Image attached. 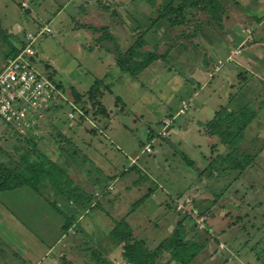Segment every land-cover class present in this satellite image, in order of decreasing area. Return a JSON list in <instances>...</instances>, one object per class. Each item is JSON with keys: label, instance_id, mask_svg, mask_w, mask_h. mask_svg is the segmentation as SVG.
Masks as SVG:
<instances>
[{"label": "rangeland", "instance_id": "rangeland-1", "mask_svg": "<svg viewBox=\"0 0 264 264\" xmlns=\"http://www.w3.org/2000/svg\"><path fill=\"white\" fill-rule=\"evenodd\" d=\"M170 1L0 0V71L10 47L20 49L31 32L38 54L35 66L43 74H53L67 99L60 98L61 104L42 119L36 132L24 135L0 120V160L19 164L36 143L37 150L57 161L73 184L84 189L62 194L45 183L39 192L30 186L1 192L0 264H97L99 253L115 264H128L110 234L116 224L125 220L134 236L154 249L173 229L178 216L171 207L176 203L179 217L189 212L194 220L191 226L196 228H190L188 236L207 239L200 212L221 192L225 193L218 203L230 209L219 217L240 213L245 229L256 235L244 243L239 231H231L217 246L208 244L205 259L193 264H221V251L208 256L215 247L232 251L223 255H228V264H259L256 251L264 248V172L232 182L224 192L233 174L198 175L205 169L200 162L212 156L203 126L220 106L247 105L258 111L264 103V83L244 67L252 61L254 69L264 73V0H221L226 9L222 25L210 24L199 11H192L180 26L165 20L153 25L152 18ZM144 30L143 50L166 59L135 76L117 64L116 47L126 51ZM98 80L108 115H94L88 96ZM72 88L83 95L80 103L68 94ZM184 99L187 109L181 113ZM80 116L85 118L82 123ZM166 119L173 125L162 138ZM258 120L246 130V140L254 137ZM151 133L155 140L148 152ZM259 146L264 147V140ZM186 158L196 166L187 165ZM257 160L264 167V153ZM150 188L155 192L141 202ZM191 208L198 211L191 213ZM66 224L71 225L68 231ZM233 235L240 242L236 250L223 241ZM173 263L167 253L157 260Z\"/></svg>", "mask_w": 264, "mask_h": 264}, {"label": "trees", "instance_id": "trees-1", "mask_svg": "<svg viewBox=\"0 0 264 264\" xmlns=\"http://www.w3.org/2000/svg\"><path fill=\"white\" fill-rule=\"evenodd\" d=\"M192 11H199L206 14L210 24L218 25L223 24L226 13V9L221 0H172L163 5L162 8L160 7L157 16L152 18V24L157 25L160 21L165 20L172 27L180 26L185 21H188V15ZM88 27L96 29L91 26ZM146 31L144 30L138 34L134 44L126 51H122L119 45L116 47L119 53L117 56V64L124 72L137 76L138 73L154 61L166 59L165 55L158 54L152 50H143L146 44ZM108 38L115 41V38L110 34H108ZM19 50L18 47L11 46L10 53L6 56V59L8 60L10 57L17 55ZM49 77L53 79V74L49 73ZM101 84L102 82L98 80L95 88H92L88 95L91 105L94 108V115L96 116L108 115L107 109L99 98V95H102L100 90ZM69 92L68 94L73 97L76 103L81 102L83 95L77 93L75 88H72ZM181 104L183 107L182 101ZM258 111L251 109L247 105L230 108L228 103L227 105L220 106L214 116L204 124V132L207 134V137L212 138V141L209 143L212 156L208 157L209 159L207 158L205 169L198 175L200 178L205 177L206 174L214 177L233 174L232 180L226 185V188L223 190L224 192L228 190L232 182L236 183L243 177L245 180H248L249 177L255 175L254 172H264L259 171L256 164L257 157L263 151V147L257 146L256 139L250 141V144H247L244 135L252 122L257 118ZM84 119L83 116H80L79 122L82 123V121H85ZM90 131L93 132V130ZM160 136L165 138L168 135L163 136L160 132ZM149 139H151L150 145H152L155 140L153 133L149 135ZM35 144L33 143L34 147L21 156L19 164L10 166L8 165L9 162L0 160V193L16 190L24 186H30L35 192H39L41 186L45 183L54 184V187L61 189L62 194H68L69 192L72 193L78 190L81 191L83 189L80 186L74 185L69 173L63 167H60L59 163L53 160L48 154L37 150ZM31 152L36 156L35 158L31 157ZM186 160L187 165L193 167L194 160L190 158H186ZM133 168L137 172H142L145 176L149 177L147 172L142 171L140 167L134 166ZM155 186L159 187L157 183ZM64 188L69 189L65 190ZM83 190L82 192H84ZM153 192L155 190L150 188L149 193L140 201L142 202L151 197ZM224 193L223 195L222 192L216 194V198L213 199L210 206L200 212L203 215V221L206 225L204 234L207 239L188 236L189 229L192 228L194 230L196 228L195 226H191V224H194V220L189 216V212H184L183 217H179V211H176L177 203L175 207H171V210L178 216L173 229L154 249L148 248L143 239L135 237L132 228L125 220L117 223L110 234L119 244L121 255L128 264H157L158 258L164 253L170 255V262H174L173 264H193L198 258L199 260L202 257L205 259L204 256L208 251V244L212 242L217 246V244H220L219 241H222V238L231 231H239L243 235L244 243L245 240L251 239L256 235L255 232L251 233L250 229H245V216L240 217V213L238 216L234 214H229L228 216L226 214L227 212H225L224 216L219 217L220 213L230 209L228 205L218 203L224 196ZM184 201L186 203V199ZM196 203V207H199L200 203ZM214 209H217L219 213L214 212ZM196 211H198L196 208H191V213ZM70 226V224H66L64 228L68 231ZM238 240V236L235 235L223 241L231 244V248L234 247L233 249L236 250L235 245L240 243ZM243 249H245V244ZM243 249L242 251H244ZM227 250H217V247H215L213 251L209 252L208 256L216 255L221 251V264H226L229 262V258L228 255L224 257L223 255L232 253V251ZM256 259L259 261V264H264V248L256 251ZM96 263L115 264L107 256H103L100 253L96 254ZM248 263L253 264L252 262Z\"/></svg>", "mask_w": 264, "mask_h": 264}, {"label": "built area", "instance_id": "built-area-1", "mask_svg": "<svg viewBox=\"0 0 264 264\" xmlns=\"http://www.w3.org/2000/svg\"><path fill=\"white\" fill-rule=\"evenodd\" d=\"M43 30L51 31L48 27ZM27 37L29 41L20 48L17 55L6 61L0 71V120L24 135L30 131L36 132L42 119L61 104L60 98L66 99L54 80L35 66V37L31 32ZM186 108L187 102L183 101L180 112L184 113ZM69 116L74 118V112L70 111ZM172 125L173 120H164L161 134L167 136ZM151 148L150 144L145 147L148 152L152 151Z\"/></svg>", "mask_w": 264, "mask_h": 264}, {"label": "crops", "instance_id": "crops-1", "mask_svg": "<svg viewBox=\"0 0 264 264\" xmlns=\"http://www.w3.org/2000/svg\"><path fill=\"white\" fill-rule=\"evenodd\" d=\"M262 18H263V21H262V24H261V27H262V29H263V32H264V16H261ZM85 24H88V23H85ZM84 24V25H85ZM46 28V27H45ZM49 28V27H48ZM51 29V28H50ZM50 32H52V30L50 31ZM28 35V34H27ZM259 47V46H258ZM37 56H38V54H37ZM230 59H232V58H230ZM7 61V60H6ZM36 62V61H35ZM221 62V61H220ZM248 64H246V66H244L245 67V69L246 70H248V71H250V72H253L254 73V75H255V77H256V79L258 80V82H260V84L262 83H264V73H261L260 71H257L256 69H254V67H253V65H254V63L252 62V61H248L247 62ZM221 70V69H220ZM219 70V71H220ZM49 75V74H48ZM257 75V76H256ZM254 77V78H255ZM55 82V81H54ZM58 86V85H57ZM59 87V86H58ZM60 88V87H59ZM261 94H262V92H261ZM263 96H264V92H263V94H262ZM261 99H263L262 101H264V98H261ZM185 100V99H184ZM183 100V101H184ZM182 101V102H183ZM185 102H186V100H185ZM261 108V109H260ZM259 109V111H258V116H257V119H259L258 121H257V123H256V125L255 126H253V128H252V130L255 132V135H254V137L253 138H251L250 140H248L247 139V144H250L251 142L250 141H252V140H255L256 141V144H257V146H259V144L261 143V141H263L264 140V130L262 129V127L261 126H263V128H264V103L261 105V107H260ZM182 109V108H181ZM181 109H179V111L181 110ZM260 112H261V114H260ZM252 125H253V122H252V124L249 126V128L250 127H252ZM176 129H178L179 127H180V125L179 124H177L176 126ZM200 128V127H199ZM203 128H204V126H203ZM197 129H195V131H196ZM200 130V129H199ZM198 130V131H199ZM195 133V132H194ZM208 143H210L211 141H212V138H209L208 137ZM259 140H261V141H259ZM209 145V144H208ZM259 147H263V146H259ZM91 147L90 146H88V150L90 149ZM85 150H86V148H85ZM87 150V151H88ZM95 151H96V149H94ZM84 151V150H83ZM99 151V149L97 148V152ZM85 152V151H84ZM264 153V147H263V151L261 152V154H263ZM207 158L208 157H205L204 159L203 158H201V160L203 159V161H201L200 163V166L201 165H206V160H207ZM194 165H193V167L194 166H196V161L194 160ZM256 164H257V166H258V169H259V171H264V167H262L261 165H260V163L258 164V160H256ZM200 173V172H199ZM263 173V172H262ZM89 184V183H88ZM85 186V185H84ZM83 186V187H84ZM195 188H196V186H195ZM200 192V191H199ZM174 226V225H173ZM170 232H171V230H170ZM56 244H54V246H55ZM46 263V262H45ZM39 264H44V263H40L39 262ZM46 264H48V263H46ZM226 264H228V262L226 263Z\"/></svg>", "mask_w": 264, "mask_h": 264}]
</instances>
